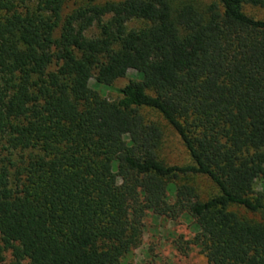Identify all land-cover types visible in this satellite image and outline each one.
Returning <instances> with one entry per match:
<instances>
[{
  "label": "trees",
  "instance_id": "obj_1",
  "mask_svg": "<svg viewBox=\"0 0 264 264\" xmlns=\"http://www.w3.org/2000/svg\"><path fill=\"white\" fill-rule=\"evenodd\" d=\"M67 2L0 0V262L124 264L151 212L206 264H264V0Z\"/></svg>",
  "mask_w": 264,
  "mask_h": 264
},
{
  "label": "rangeland",
  "instance_id": "obj_2",
  "mask_svg": "<svg viewBox=\"0 0 264 264\" xmlns=\"http://www.w3.org/2000/svg\"><path fill=\"white\" fill-rule=\"evenodd\" d=\"M84 0H68L67 10L72 9ZM100 2L106 0H99ZM244 12L256 19L264 20V8L251 5L244 6ZM95 26L86 33L93 36L97 33ZM142 76L135 70L129 69L124 75L113 83L112 87L96 85L95 80H90V87L108 100L115 101L120 98L116 89L123 87L131 80L140 81ZM148 120H157L163 125L164 137L160 149V157L171 165H182L189 162V156L177 133L158 117L153 111H146ZM196 186L202 195L212 193V184L206 178H196ZM195 234V226L191 219L181 217L172 220L166 217H157L148 212L144 219V229L141 243L124 258V264H206L205 257L195 246H189L185 251L177 248L178 240H191ZM9 255L0 264H8Z\"/></svg>",
  "mask_w": 264,
  "mask_h": 264
}]
</instances>
